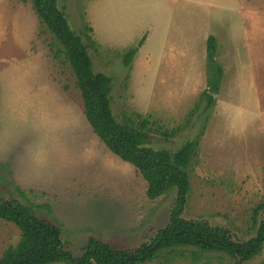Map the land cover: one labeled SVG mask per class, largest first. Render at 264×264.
<instances>
[{"label": "rangeland", "instance_id": "374dc122", "mask_svg": "<svg viewBox=\"0 0 264 264\" xmlns=\"http://www.w3.org/2000/svg\"><path fill=\"white\" fill-rule=\"evenodd\" d=\"M6 5V11L4 6ZM96 71L112 77V109L148 117L155 148L199 140L183 213L253 237L264 220V0H59ZM0 191L58 225L66 249L90 236L136 251L169 222L176 190L147 196L137 168L93 131L80 89L33 0H0ZM88 35L92 37L90 42ZM217 39L221 89L206 108L207 39ZM144 39L133 61L125 53ZM213 65L212 73L214 68ZM20 228L0 219V257ZM225 253L171 264H233ZM64 264V263H59ZM145 264H165L163 259ZM243 264H264L261 254Z\"/></svg>", "mask_w": 264, "mask_h": 264}, {"label": "trees", "instance_id": "16d2710c", "mask_svg": "<svg viewBox=\"0 0 264 264\" xmlns=\"http://www.w3.org/2000/svg\"><path fill=\"white\" fill-rule=\"evenodd\" d=\"M33 7L54 36L51 44L54 56L58 58L63 54L73 70L84 113L93 131L113 153L137 168L147 183L148 198L156 199L174 189L176 197L168 224L136 251L120 249L90 236L82 253L74 256L65 248L58 225L39 216L26 202L15 196H3L0 191V219L13 222L21 230L19 242L5 248L0 264H145L160 259L171 264L175 257H184L187 250L194 257L202 253H225L235 259L233 264H243L261 254L264 220L253 237L235 240L224 226L183 216L192 190L190 168L199 140H188L177 150L153 147V130L165 137L176 131L153 129V122L141 114H137L138 121L130 117L120 120L112 109V77L95 70L89 44H85L82 36L71 27L59 0H33ZM88 38L93 44L92 37L88 35ZM143 41L141 39L125 53V65L131 64ZM216 43V37L210 35L207 39L209 86L202 93L207 99L206 108L214 104V93L221 89L223 77V67L215 59ZM213 65L217 67L212 73ZM261 209H264V202L255 209L254 220Z\"/></svg>", "mask_w": 264, "mask_h": 264}, {"label": "crops", "instance_id": "0c3cea01", "mask_svg": "<svg viewBox=\"0 0 264 264\" xmlns=\"http://www.w3.org/2000/svg\"><path fill=\"white\" fill-rule=\"evenodd\" d=\"M4 11H6V5L4 6ZM4 11H0V15H5L8 13V12L5 13Z\"/></svg>", "mask_w": 264, "mask_h": 264}]
</instances>
